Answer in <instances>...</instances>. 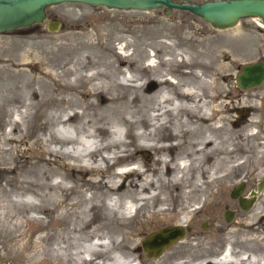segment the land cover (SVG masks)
<instances>
[{"label":"rangeland","instance_id":"374dc122","mask_svg":"<svg viewBox=\"0 0 264 264\" xmlns=\"http://www.w3.org/2000/svg\"><path fill=\"white\" fill-rule=\"evenodd\" d=\"M172 1L201 3L209 0ZM47 20H57L60 26L56 31H47ZM260 23L264 26L259 18L244 17L230 28L216 29L188 11L171 9L165 12L164 6L137 10L63 2L46 7L42 22L0 32V46L6 43L9 47L7 53L13 52V44H19L20 49L13 54H17L18 62L24 66L16 68L40 80L32 87L39 91L41 85L45 84L52 89L50 97L45 95L44 89L41 90L45 92V101L26 110V124L21 126L20 132L10 134L9 126L0 125V148L6 150L3 153L6 164L0 170V194L2 191L11 194L10 203H0V264H72L68 261L69 255L73 254L74 257L79 247L94 242L90 235H101V241L107 244L109 237L120 239L115 232L127 230L143 218L138 216L133 222L131 218L128 220L108 214L103 206L105 201L111 204L124 192L134 194L130 182L142 181L132 171L134 164L122 162L121 159L119 163L109 160L106 165L100 164L94 170L63 153H71L69 144L60 146L48 138L49 130L72 135L74 127L80 124L77 118L74 116L65 123L58 120L74 112L84 114L82 122L91 119L94 124H102L95 121L96 117L102 116L103 126L115 132L113 137L127 145L123 146L127 148L126 151L120 154H126L128 158L136 157L141 162L138 170L152 168L147 175L155 180L159 174L161 181L165 182L158 198L166 197L165 205L161 204L160 207H167L170 218L147 227L142 235L130 243L132 247L135 246V257L146 263L153 262L142 252L141 239L155 229L177 225L173 220L177 218L175 212L181 215L185 211L187 221L183 226L190 242L181 251L187 260L185 264L216 259L230 245L232 252L244 251L260 257L259 261L264 264V225L259 218L264 213V187L254 207L248 211L236 209L234 199L229 196L235 184H245L244 180L248 179L249 185L243 184L240 193L245 194L248 190H254L264 177V149L261 147L264 145V132L261 129L264 81L258 87L243 90L237 87L234 80L242 64L264 60V27ZM149 56L155 60L153 67L144 65ZM66 69L76 70L84 77L93 71H102L107 78L86 80L83 77L77 81L74 79L76 72L62 76ZM124 77L135 81H129L131 88L124 92L123 98L110 102L107 98L121 90L105 88L104 85L112 81L125 83ZM165 78L200 90V79L210 82V98L205 99L212 106L205 112L211 116V136L216 148H224L225 143L222 142L225 139L229 143V139L233 142L237 135L243 137L241 142L238 139L240 151L225 155L224 158L229 161L219 164L221 170L231 165L233 167L228 169L225 180L209 183L201 178L202 183L198 186L194 180L195 172L190 171L189 178L182 180L180 185L169 184L168 179L174 176L172 169L180 160L179 154L186 150L187 143L203 137L199 132L191 136L166 137L168 131L158 125L160 121L171 120L169 116H159L155 123L157 128L152 132L155 144L163 146V149L133 148L132 142L144 144L145 134L150 128L148 124L142 127L135 121L142 115L147 118L152 114L150 109L159 103L162 90L175 93L179 86L158 83ZM94 82L96 85H93ZM28 100L34 103L30 99L24 102ZM23 110V105L16 107L12 117L17 118V114ZM118 116L123 121H119ZM38 123L42 127H38ZM172 123L174 125L175 120ZM214 128L218 130L214 131ZM8 135L22 138L1 144L3 136ZM100 136L102 139L108 138L106 133ZM98 138L96 136L92 140ZM176 143L179 144L175 147H164ZM223 156L216 155L213 150L211 157L204 160L201 167L209 169ZM107 180H112L119 187L110 190L100 183ZM154 184L160 185L159 181ZM156 190L151 189L153 192ZM121 198L127 206L133 207L130 200ZM88 200L100 208L89 210L87 217L81 221L85 225L81 226L80 211L88 208ZM71 202L77 205L71 208ZM228 208L235 209L236 213L226 222L223 211ZM72 209L75 211L72 212ZM189 217L193 220L190 221ZM80 227L78 233L71 232V229ZM84 237H88L89 241L84 242ZM177 243H171L161 256L172 251Z\"/></svg>","mask_w":264,"mask_h":264},{"label":"bare ground","instance_id":"6f19581e","mask_svg":"<svg viewBox=\"0 0 264 264\" xmlns=\"http://www.w3.org/2000/svg\"><path fill=\"white\" fill-rule=\"evenodd\" d=\"M259 25L261 27H264L262 23H260ZM12 46H13L12 49L11 48L10 49L13 52L20 49L19 44H17V42L13 44ZM8 50H9V47L6 43L0 46V125L9 126L8 132L11 134L14 132L21 131V126L26 124L25 117L27 116V112H28L26 110L32 107L33 105L37 106V105H40L42 102H44L45 92H46L45 95H48V97H50L52 89L50 87H47V85L45 84L41 85V89H39V91L33 88L32 85L34 83L38 84L40 80L37 81L34 77H31L23 73L21 69L19 68L17 69L16 67L21 66L23 64L18 62L16 53H15L16 55L13 54V52L9 54L7 53ZM150 56L147 59V62L144 64L146 67H153L155 65L154 58ZM74 72L77 73V76H74L75 80L79 81L84 77L80 75V73H78L76 70H71V69H66L65 71H63L62 76L63 74L69 75V74H73ZM84 78L86 80L94 79V78H97V79L107 78V74L102 71H96V72L93 71V73L86 74ZM124 80H126L125 83L112 81L104 85L105 88L111 87L114 90L116 89L121 90V92H118L117 94H113L107 98L110 102H114V101L116 102L120 100L121 98H123L124 92L126 90L128 91L131 88L132 84L129 81L131 82L135 81V79H129L126 77H124ZM99 82L101 83V81ZM95 83L96 82H94L93 85ZM158 83H161V84L169 83V84L179 85L177 81L172 80L170 78L159 80ZM200 84H201V90L192 89L185 85H179L175 93H172V92L170 93L167 90H162V94L159 98V103H157L155 106L151 107L150 109L152 111V114L150 113L147 118L143 117L142 115V117H140L138 120L135 121L142 127L145 124L146 125L148 124L150 128H149V131L145 134L146 140L144 144L139 143V142H132L134 146L133 148H143L144 146L150 150H152V148L163 149V146L156 145L154 142L155 139L153 140L154 137L152 138L153 136L152 132H154L155 128H157L155 126V123H156V120H159L158 118L159 116L171 117V120L160 121V125H158L168 131L166 137L168 136L172 138V137L182 136L184 134H186L187 136H191V135H194L196 132H199L200 135H203L201 140L196 141V142H189L187 143V146L185 145L186 150L179 154L180 160L176 162L173 169L171 168L172 172L174 173V176L173 178L168 179L169 184H179L180 185V182H182V180L189 178L190 171L195 172L194 180L198 186L200 185V183H202L201 178L205 179V181L209 183L214 180H220V181L222 179L225 180L227 177L228 169L230 170L232 165L229 166V168H227L226 170L225 169L221 170V166L219 164L221 162L229 161L228 158H224L225 155L229 156L234 151H240L241 149V147L237 145L239 144V141L240 142L243 141V137H241L240 135H237L236 138H234L235 141L233 142L232 140L228 138L229 139V143H228L227 140L225 139L222 142L223 144L225 143L224 144L225 147L222 149L215 147L213 136H211L212 128H213L211 124V121H212L211 116L207 114V112H205V110H210V107L212 106L211 102L205 99L206 97L210 98L209 93L211 91L212 86L210 82L208 83L207 81L203 79H200ZM43 89L45 90V92L41 91ZM199 91L201 92L199 93ZM25 92L27 94H25ZM25 99L34 100V103L30 102L29 100L27 102H24ZM20 105L24 106L23 112L17 114L18 115L17 118L12 117L13 110L16 107L18 108V106ZM82 114L83 113L78 114L74 112L72 113V115H67L65 118H60L58 120V122L60 123H65L66 121L68 122L74 116L75 118H77L80 124H79V127H76V126L74 127V131L72 135L70 134L63 135V132L59 133L57 131L54 132V131L49 130L48 138L50 139V141L58 142L60 146L61 145L66 146L67 144H69L71 148V153L70 152L68 153L66 151H64L63 153L66 156L77 160L79 163L83 165H89L90 168L92 169L94 168V170L95 168H99L100 164L106 165L107 162H109V160L115 163L121 159L122 162H128L129 164L130 163L134 164L132 171L136 173L137 178H140V180H142L141 182H136V181L130 182L131 183L130 186L133 188L132 191L134 194L128 195V193L124 192L125 196H123L124 193L121 194L120 196L118 195L116 201L112 202L111 204L105 201L103 206H104V210H106L108 214L117 215V216L123 217L124 219H128V220L129 218H131L133 222L136 221L138 216L139 218L143 216V218L137 221V225L135 222V225L130 226L129 228H127V230H124V231L121 230L120 232L119 231L115 232L116 234L119 235L120 239L116 240L113 237H109V242L107 244L101 241L102 239L101 235H97L95 233H94L95 235H90L89 237L91 239H95L94 242L90 241L89 243L79 247V250L75 252L74 257H73V254L69 255V258H68L69 263H72V264H126L128 262L129 263L133 262V264H185L187 260L185 259V256L182 255L181 251L187 248L188 245H190V242H188V239H187L189 238V235L185 236V232L181 237L175 240L178 243H177V246H175L172 251L166 254H163L162 256L161 254H159L158 256L154 258H150V259H153V262L146 263L145 261L140 260L138 257H135V252H134L135 246L132 247L131 246L132 244L130 243H132L136 237L138 238L140 235H142L143 231L147 227L157 224L161 220L170 218L168 215V212L166 211L167 207L165 206L160 207L161 204L165 205L166 197L164 196V197L158 198V195L160 194V191H161L160 188H162L163 185H165V182L161 181V178H159V174L156 175L155 180L147 175V171L152 170V168L145 167L143 170L142 169L138 170V167H140L138 165L139 163L141 164V162L138 161L136 157L128 158L126 154L125 155L120 154L123 151H126L127 148L125 149L123 146L124 145L127 146V145L121 142L120 140H117L115 137H113L115 132H112L111 130L109 131L103 126L104 122H103L102 116H98L95 119V121L100 122L102 124H94L95 122L91 121V119H86L85 121L82 122L81 121ZM118 117L117 118L119 121H123V118H121V116H118ZM173 120H175L176 122L174 125L172 123ZM37 126L42 127L40 123H38ZM217 130L218 129L216 128L214 131H217ZM103 133H106V135H108V138L102 139L100 135ZM96 136L99 138L96 140H92ZM139 136L141 137L142 134H140ZM135 137H138V136H135ZM21 138H22L21 136L19 137H14L12 135L3 136V138L1 139L2 140L1 144L5 142L7 143V142L20 140ZM178 144L179 143H176L173 145H167L164 147L165 148L175 147ZM227 144L228 146L226 147ZM120 146H122V148L118 149ZM261 147L264 149V145H262ZM213 150L215 151L216 155L223 154L224 156L219 157L216 160V163H214L211 168L204 170L201 167V163H203L204 160L209 159V157H211ZM4 152H6V150L3 148H0V170L6 164V158L3 157ZM163 161L164 160H162V163L166 165V162L165 161L163 162ZM217 172H220L221 174L217 175L216 174ZM115 175H119V173H115ZM158 181L160 185H157V184L155 185L154 182L156 183ZM100 183H102L105 187H108V189L110 190L117 189L119 187V185H115L112 180H107V181H103ZM150 186H152L153 189L157 188L158 190L153 192L151 191L152 188L149 189ZM167 186H168V183H167ZM50 187L52 186L50 185ZM259 192L255 195V201L257 200ZM10 195L11 194L9 191H2L0 194V203L2 204V202L4 201L10 203L11 201ZM121 197H126L128 200H130V202L134 204V205L132 204L133 207L130 208L129 206H127L124 202V199ZM231 199H235V198H231ZM88 202H90L88 205V208L80 211V213H82V216H79L80 218L79 225L81 224V226L85 225V223H82V222L84 221L85 217H87V212H89V210H93L94 208L98 207V205L93 204L91 200H88ZM154 202L155 204L157 203L156 206ZM74 205H77V203L76 202L70 203L71 208ZM252 208H253V205L250 209ZM74 209H72L73 211L72 210L71 211L74 212L75 211ZM186 214L187 212L185 211L182 212L181 215H179L177 211L175 212V215L177 216V218L173 219L177 222V225L175 226H181L184 228V226L186 225L185 222L187 221ZM189 218H190L189 219L190 221L193 220V218L191 217ZM81 228L82 227L78 229L76 228L71 229V232L78 233ZM87 238L88 237H84L82 238V240L84 242H88L89 238L88 239ZM180 239L181 241H178ZM231 247H232L231 245L230 247L227 246V248H225L222 251V253L219 254L218 257H216V259H202V260L195 261V263H192V264H261V262L259 261L260 257L252 256V255H249L248 253L246 254L244 251H240V250L232 252Z\"/></svg>","mask_w":264,"mask_h":264},{"label":"water","instance_id":"95a60500","mask_svg":"<svg viewBox=\"0 0 264 264\" xmlns=\"http://www.w3.org/2000/svg\"><path fill=\"white\" fill-rule=\"evenodd\" d=\"M63 2H79L89 6H103L113 9L151 10L164 6L165 12L171 9L184 10L198 16L216 29L230 28L244 17L259 18L264 23V0H209L201 3H181L172 0H0V32L25 27L45 20V8ZM60 26L57 20H47V31L53 32ZM238 88L246 90L260 86L264 81V60L244 63L234 77ZM261 129L264 132V113L261 118ZM264 177L242 196V183L235 184L229 192L235 198L238 207L249 210L255 195L262 189ZM233 212L223 211V219L231 220ZM185 229L181 226H166L149 232L141 239L140 247L144 255L154 258L164 251L171 243L181 237Z\"/></svg>","mask_w":264,"mask_h":264},{"label":"flooded vegetation","instance_id":"af4514ba","mask_svg":"<svg viewBox=\"0 0 264 264\" xmlns=\"http://www.w3.org/2000/svg\"><path fill=\"white\" fill-rule=\"evenodd\" d=\"M244 182H245V184L244 185H249V181H248V179H245L244 180ZM256 186V185H255ZM248 192H249V190H248ZM248 192H246L245 194H242V195H246V194H248ZM247 196V195H246ZM234 201H235V207H236V209H238V210H240L239 209V207H238V205H237V201H236V199H234ZM256 202V201H255ZM255 204V203H254ZM254 207V206H253ZM224 210H226V209H224ZM228 210H230V211H232L233 212V216L235 215V213H236V210L235 209H233V208H228ZM260 222H262L263 221V225H264V213H262V215H260Z\"/></svg>","mask_w":264,"mask_h":264}]
</instances>
